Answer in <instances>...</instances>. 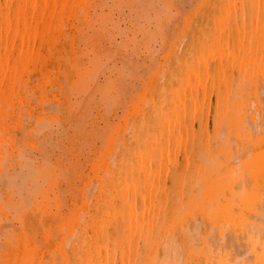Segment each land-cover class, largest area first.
<instances>
[{"label": "bare ground", "instance_id": "6f19581e", "mask_svg": "<svg viewBox=\"0 0 264 264\" xmlns=\"http://www.w3.org/2000/svg\"><path fill=\"white\" fill-rule=\"evenodd\" d=\"M192 1L129 43L118 0H0V264H264V0Z\"/></svg>", "mask_w": 264, "mask_h": 264}, {"label": "rangeland", "instance_id": "374dc122", "mask_svg": "<svg viewBox=\"0 0 264 264\" xmlns=\"http://www.w3.org/2000/svg\"><path fill=\"white\" fill-rule=\"evenodd\" d=\"M121 1L123 0H118L116 9L112 14H110L111 22L108 27H113L116 34L119 32L129 31V43L132 39H134V37L139 40L142 37L143 32L160 34L161 31H164L168 35L172 36V34H174L175 21H171L169 19L165 20V18L169 13L175 15V13L179 10L180 12H183L186 9H190V4L193 3L192 0H170L174 5V9L170 11L167 4L161 0H134L135 5H129V7L123 5ZM137 2L141 6L140 8L137 7ZM180 20L182 21L183 17L180 18ZM118 39L119 41L121 40L120 37ZM157 40H160V38ZM141 108L142 106L140 104H133V112L139 113ZM229 117L233 126H235V113L232 111ZM255 149L256 154L249 159L248 163L251 167H253L252 171L256 175L257 186L261 189L262 194L264 195V143L256 145ZM216 172L217 169H213L210 166L207 167L205 174L208 177L206 181L209 184H213V179L216 178L214 173ZM216 191L222 192V188H219ZM192 198L191 204L197 208L199 213L205 214L204 216L197 217V219H199L198 223L205 224L207 229H211L213 225H215L216 229H218L222 219L234 221L235 215L233 213L229 214L227 218H223L221 211H219L218 206L216 205L214 195L202 197L197 194ZM191 211L192 210L189 209V212ZM178 219H180V216L175 219L174 223ZM206 257L207 254L205 252H202L199 256L202 260Z\"/></svg>", "mask_w": 264, "mask_h": 264}]
</instances>
